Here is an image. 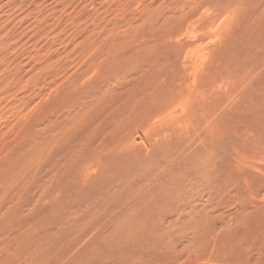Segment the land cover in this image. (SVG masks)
I'll return each mask as SVG.
<instances>
[{
	"label": "rangeland",
	"instance_id": "374dc122",
	"mask_svg": "<svg viewBox=\"0 0 264 264\" xmlns=\"http://www.w3.org/2000/svg\"><path fill=\"white\" fill-rule=\"evenodd\" d=\"M0 264H264V0H0Z\"/></svg>",
	"mask_w": 264,
	"mask_h": 264
},
{
	"label": "bare ground",
	"instance_id": "6f19581e",
	"mask_svg": "<svg viewBox=\"0 0 264 264\" xmlns=\"http://www.w3.org/2000/svg\"><path fill=\"white\" fill-rule=\"evenodd\" d=\"M201 164V163H200ZM206 168V167H205ZM214 171V170H213ZM178 176V175H177ZM177 178V177H176ZM187 179V178H186ZM182 180V179H181Z\"/></svg>",
	"mask_w": 264,
	"mask_h": 264
}]
</instances>
